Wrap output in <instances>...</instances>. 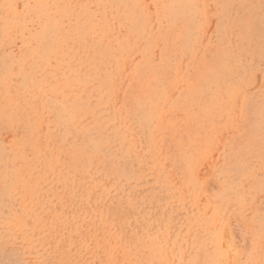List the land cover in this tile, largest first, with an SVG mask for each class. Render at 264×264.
Instances as JSON below:
<instances>
[{
  "label": "rangeland",
  "instance_id": "374dc122",
  "mask_svg": "<svg viewBox=\"0 0 264 264\" xmlns=\"http://www.w3.org/2000/svg\"><path fill=\"white\" fill-rule=\"evenodd\" d=\"M0 264H264V0H0Z\"/></svg>",
  "mask_w": 264,
  "mask_h": 264
}]
</instances>
